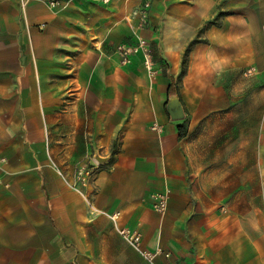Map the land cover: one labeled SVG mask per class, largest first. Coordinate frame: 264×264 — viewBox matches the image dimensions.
I'll return each mask as SVG.
<instances>
[{
  "label": "crops",
  "instance_id": "crops-1",
  "mask_svg": "<svg viewBox=\"0 0 264 264\" xmlns=\"http://www.w3.org/2000/svg\"><path fill=\"white\" fill-rule=\"evenodd\" d=\"M137 38L153 76L114 52ZM245 74L264 130V0H0V264H150L115 212L142 249L169 252L155 264H264V166L237 148L225 181L189 144L198 120L240 108Z\"/></svg>",
  "mask_w": 264,
  "mask_h": 264
},
{
  "label": "rangeland",
  "instance_id": "rangeland-1",
  "mask_svg": "<svg viewBox=\"0 0 264 264\" xmlns=\"http://www.w3.org/2000/svg\"><path fill=\"white\" fill-rule=\"evenodd\" d=\"M219 14L215 16L213 22H216ZM246 72L250 74L248 70ZM246 74L241 77L240 82V108L234 110L233 114L230 108L211 112L207 120L206 118L198 120L189 135L190 152L194 161L201 169L205 167L210 173L215 167H223L224 169L220 171L225 176V181L231 178V173L225 171L226 167L237 160L231 156L232 151H236L237 148L241 156L236 162L241 165L264 166L262 96L258 94L254 96L252 90L257 89L259 85L257 86V81L254 83L252 77H247ZM51 164L55 167L53 161ZM241 175L246 177L247 169H241ZM224 192L227 193V190Z\"/></svg>",
  "mask_w": 264,
  "mask_h": 264
},
{
  "label": "built area",
  "instance_id": "built-area-1",
  "mask_svg": "<svg viewBox=\"0 0 264 264\" xmlns=\"http://www.w3.org/2000/svg\"><path fill=\"white\" fill-rule=\"evenodd\" d=\"M25 1V0H24ZM49 7H56L64 1L70 0H44ZM107 2L108 0H103ZM150 3L148 1L143 2L142 6L135 12L138 16L139 27H144L148 22ZM41 28L44 27L43 24L40 25ZM114 52L117 54L121 64H126L130 61L131 57L134 55H140L142 59V64L145 71L149 76L155 74L154 62L152 54L150 51L149 43L143 38H137L131 43H119L115 46ZM251 69H248L250 72ZM151 129L155 131H160L161 127L158 124H152ZM93 166L80 165L77 170L75 177L83 185L87 184L94 174ZM1 182V180H0ZM153 199V209L157 212H164L167 207V193H160L152 195ZM119 212L110 214L111 220L114 222L119 234L125 238V240L133 246L143 258L150 264H155L154 260L157 256H164L166 259L170 257L169 252L163 251L161 247H156L153 250L142 249L141 244V233L137 229H130L126 227H117L116 220L118 218ZM169 264H179L178 262H170Z\"/></svg>",
  "mask_w": 264,
  "mask_h": 264
},
{
  "label": "trees",
  "instance_id": "trees-1",
  "mask_svg": "<svg viewBox=\"0 0 264 264\" xmlns=\"http://www.w3.org/2000/svg\"><path fill=\"white\" fill-rule=\"evenodd\" d=\"M185 127L184 124H178V128H179V137H183L185 135V131L186 129L182 130V128ZM186 128V127H185Z\"/></svg>",
  "mask_w": 264,
  "mask_h": 264
}]
</instances>
